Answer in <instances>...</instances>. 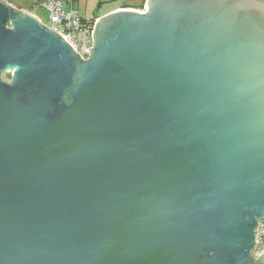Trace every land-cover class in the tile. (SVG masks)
<instances>
[{
  "label": "water",
  "instance_id": "obj_1",
  "mask_svg": "<svg viewBox=\"0 0 264 264\" xmlns=\"http://www.w3.org/2000/svg\"><path fill=\"white\" fill-rule=\"evenodd\" d=\"M92 38L81 61L0 0V264H264V0H146Z\"/></svg>",
  "mask_w": 264,
  "mask_h": 264
},
{
  "label": "built area",
  "instance_id": "obj_2",
  "mask_svg": "<svg viewBox=\"0 0 264 264\" xmlns=\"http://www.w3.org/2000/svg\"><path fill=\"white\" fill-rule=\"evenodd\" d=\"M74 0H31L33 7L40 8L47 15V22L42 23L37 15L34 17L49 30L58 33L73 48L81 61L89 59L93 48L92 32L97 20L82 15L74 6ZM253 259L264 253V218L255 230Z\"/></svg>",
  "mask_w": 264,
  "mask_h": 264
},
{
  "label": "rangeland",
  "instance_id": "obj_3",
  "mask_svg": "<svg viewBox=\"0 0 264 264\" xmlns=\"http://www.w3.org/2000/svg\"><path fill=\"white\" fill-rule=\"evenodd\" d=\"M4 1L12 5L14 8L18 10H24L26 12H29L33 16L37 15L40 18L42 23L47 22L46 13L40 8L33 7L31 0H4ZM98 1L99 0H81L79 5L78 4L76 5L77 7L76 9H78L82 15L88 18L94 17L95 15L96 16L100 15L103 12H106L109 10V7L107 6V7H104L102 10L98 11V5H97ZM105 1L106 3H109L108 1H111V0H105ZM121 1H124V0H121ZM135 1H138V0H135ZM3 78L6 81L10 82L12 77H11V74L6 73L3 76Z\"/></svg>",
  "mask_w": 264,
  "mask_h": 264
},
{
  "label": "crops",
  "instance_id": "obj_4",
  "mask_svg": "<svg viewBox=\"0 0 264 264\" xmlns=\"http://www.w3.org/2000/svg\"><path fill=\"white\" fill-rule=\"evenodd\" d=\"M80 1L81 0H74L73 1L74 6L76 7L77 4L79 5ZM108 2L109 3H106L105 0H99L98 3H97L98 11L102 10L104 7H107V6L109 7L108 11L103 12L101 14L102 16L105 15V14H108V13H110L112 11L121 10V9H130V10L142 11L143 10L142 8H144L146 0H138V1H135V0H124V1L111 0V1H108ZM132 3H134V4H132Z\"/></svg>",
  "mask_w": 264,
  "mask_h": 264
},
{
  "label": "flooded vegetation",
  "instance_id": "obj_5",
  "mask_svg": "<svg viewBox=\"0 0 264 264\" xmlns=\"http://www.w3.org/2000/svg\"><path fill=\"white\" fill-rule=\"evenodd\" d=\"M102 15L100 14V15H95L94 17H90L93 21H95V20H97L99 17H101Z\"/></svg>",
  "mask_w": 264,
  "mask_h": 264
},
{
  "label": "trees",
  "instance_id": "obj_6",
  "mask_svg": "<svg viewBox=\"0 0 264 264\" xmlns=\"http://www.w3.org/2000/svg\"><path fill=\"white\" fill-rule=\"evenodd\" d=\"M142 8V7H141ZM143 9V8H142ZM8 77V76H7Z\"/></svg>",
  "mask_w": 264,
  "mask_h": 264
}]
</instances>
